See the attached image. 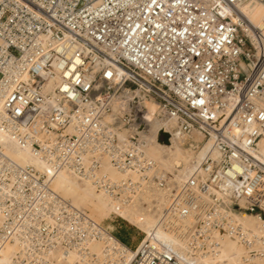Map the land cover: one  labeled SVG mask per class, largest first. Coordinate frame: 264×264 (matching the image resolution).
Here are the masks:
<instances>
[{
    "label": "built area",
    "instance_id": "2783aa9c",
    "mask_svg": "<svg viewBox=\"0 0 264 264\" xmlns=\"http://www.w3.org/2000/svg\"><path fill=\"white\" fill-rule=\"evenodd\" d=\"M252 5L264 0H0V135L156 219L131 250L0 148L10 264H203L218 234L249 242L238 217L264 228V24ZM149 104L158 141L210 145L184 180L145 152ZM104 162L129 176L111 179Z\"/></svg>",
    "mask_w": 264,
    "mask_h": 264
},
{
    "label": "bare ground",
    "instance_id": "6f19581e",
    "mask_svg": "<svg viewBox=\"0 0 264 264\" xmlns=\"http://www.w3.org/2000/svg\"><path fill=\"white\" fill-rule=\"evenodd\" d=\"M247 14L255 24H264V7L252 5L248 9ZM151 107L154 106L149 104L148 108ZM152 115L153 113H149L145 118L148 124L145 152L164 170L181 168L178 170V178L180 181L184 180L194 166L201 162L205 155L211 154L210 145L203 144L196 153H193L190 150H185L182 146V142L171 141L170 145L159 143L157 140L159 125L156 120L153 119ZM195 140L199 142L200 137L195 136ZM0 148L15 164L22 167H33L36 171L45 176L50 189L61 198L68 201L73 207L78 209L84 207L90 211L92 216L94 214L98 215L93 216L95 217L94 219L90 215L89 217L103 228L107 229L104 223L110 218H115L135 227L143 235L148 234L155 226V215L150 208H144L139 203L123 206L93 188L92 184L87 180H80L84 183V187H80L77 184L79 183L77 181L79 179L69 171H50L43 162L34 157L28 150L17 147L1 135ZM103 171L113 180H119L129 176L128 174L122 175L117 173L107 165V162H104ZM237 222L247 231L249 242L244 244L233 236L218 234L216 236L219 243L218 251L214 255L204 257L202 259L203 264H244L245 259H247L245 257L247 250L251 249H255V251H257L256 253H258L257 259H255L257 262L254 263L252 261V264H264V257L259 255L264 253V228H262L261 221L256 216L252 217L251 215L244 214L237 218ZM143 239L144 236L140 238L138 243ZM93 249L97 251L99 246L95 245ZM15 252L16 246L8 243L5 244L0 248V264H10V260ZM252 260H254V258H252Z\"/></svg>",
    "mask_w": 264,
    "mask_h": 264
},
{
    "label": "rangeland",
    "instance_id": "374dc122",
    "mask_svg": "<svg viewBox=\"0 0 264 264\" xmlns=\"http://www.w3.org/2000/svg\"><path fill=\"white\" fill-rule=\"evenodd\" d=\"M155 107H151L148 108L149 113L152 114L154 112ZM161 144H165L163 142H160ZM183 148L185 150H188L187 146L184 145ZM181 168H179L180 170ZM77 180V179H76ZM79 183H77L80 187H84V183H82V181L77 180ZM79 208L80 210L85 211L88 215H90L93 219L95 217L93 216H98L96 214H94L92 216V214L90 213V211L86 208ZM88 210V211H87ZM89 212V213H88ZM252 216V215H251ZM252 217H255L254 215ZM104 226L107 228V230L110 231V233L113 235V237H115L118 241H120L122 244H124L126 247H128L129 249H134L136 247V245L138 244V241L140 240L141 237H143V234H141V232H139L135 227L128 225L127 223H123L115 218H110L109 220H107L104 223ZM252 252V254H256L254 258V260H252V258H249V261L251 263H256L257 261L255 259H257V251H255V249H251V250H247V254H246V258L249 255V253ZM253 261V262H252Z\"/></svg>",
    "mask_w": 264,
    "mask_h": 264
},
{
    "label": "water",
    "instance_id": "95a60500",
    "mask_svg": "<svg viewBox=\"0 0 264 264\" xmlns=\"http://www.w3.org/2000/svg\"><path fill=\"white\" fill-rule=\"evenodd\" d=\"M163 138H166L167 137V135L166 134H163V133H161L160 134Z\"/></svg>",
    "mask_w": 264,
    "mask_h": 264
}]
</instances>
